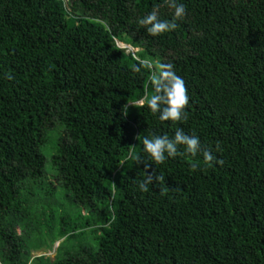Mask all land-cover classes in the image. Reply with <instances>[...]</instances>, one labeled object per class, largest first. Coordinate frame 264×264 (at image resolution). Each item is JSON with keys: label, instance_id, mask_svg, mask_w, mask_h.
Here are the masks:
<instances>
[{"label": "trees", "instance_id": "16d2710c", "mask_svg": "<svg viewBox=\"0 0 264 264\" xmlns=\"http://www.w3.org/2000/svg\"><path fill=\"white\" fill-rule=\"evenodd\" d=\"M178 2L152 36L138 20H171L166 0H0V264H264V0ZM162 64L182 123L140 107ZM176 127L223 163L155 165L143 136Z\"/></svg>", "mask_w": 264, "mask_h": 264}, {"label": "clouds", "instance_id": "9594fccd", "mask_svg": "<svg viewBox=\"0 0 264 264\" xmlns=\"http://www.w3.org/2000/svg\"><path fill=\"white\" fill-rule=\"evenodd\" d=\"M166 3L173 10L171 20L160 19L155 10L138 20V23L144 26L152 36L174 31L178 27L177 21L183 19L186 15V7L183 3L178 2V0H166ZM124 46L127 47V45ZM137 59L138 64L134 66V72L139 73L142 68L153 69L154 65L150 60L140 59L139 57ZM150 85L154 92L150 96L146 93V96L141 99L140 107H143L146 103L147 108L153 115L158 114L160 121L182 123L188 119L186 108L189 105V95L187 88L183 78L172 70L171 65L162 64L159 71H153ZM138 139H141V137L139 136ZM142 145L143 152L155 165L163 164L168 158L177 156L196 157L198 154L202 155L203 162L208 167H213L216 163H223L215 154L222 151L219 143L215 145V152L204 149L198 135L188 134L181 127H176L174 134L171 136L167 133L145 135L142 138ZM127 158L136 161L137 164L141 161L148 162V160H141L140 156L136 155L131 148L128 151ZM148 166L150 165L146 163L145 167ZM190 168L197 170L200 165L190 163ZM164 180L165 178L162 175L152 172L147 173L143 179L134 180V183L137 184L139 191L144 193L149 191L150 184L155 185L162 183ZM160 194H167L163 187L160 188ZM113 219H115V216H113Z\"/></svg>", "mask_w": 264, "mask_h": 264}, {"label": "rangeland", "instance_id": "374dc122", "mask_svg": "<svg viewBox=\"0 0 264 264\" xmlns=\"http://www.w3.org/2000/svg\"><path fill=\"white\" fill-rule=\"evenodd\" d=\"M121 44V43H120ZM125 48H129V47H125ZM129 51H131V50H133V48H129L128 49ZM135 50V49H134ZM48 167H49V165H47V169H48ZM49 176L51 177V178H53L54 179V176L50 173L49 174ZM62 241V240H61ZM61 241L60 242H58V243H56L54 246H53V249L52 250H44V249H42V250H38V251H36L35 249H36V247L35 246H32V245H30V249L31 250H33V254L34 255H41V254H45V255H52V256H54L55 255V253H56V250H57V247L59 246V244L61 243ZM29 245V244H28Z\"/></svg>", "mask_w": 264, "mask_h": 264}, {"label": "water", "instance_id": "95a60500", "mask_svg": "<svg viewBox=\"0 0 264 264\" xmlns=\"http://www.w3.org/2000/svg\"><path fill=\"white\" fill-rule=\"evenodd\" d=\"M121 47H125L124 45H121V44H119ZM127 47H129V48H132L131 46H127Z\"/></svg>", "mask_w": 264, "mask_h": 264}]
</instances>
